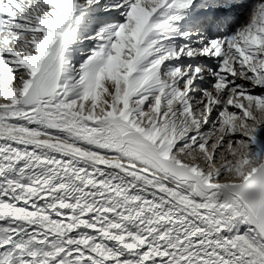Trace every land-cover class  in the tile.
<instances>
[{
	"label": "snow or ice",
	"instance_id": "snow-or-ice-1",
	"mask_svg": "<svg viewBox=\"0 0 264 264\" xmlns=\"http://www.w3.org/2000/svg\"><path fill=\"white\" fill-rule=\"evenodd\" d=\"M0 264H264V0H0Z\"/></svg>",
	"mask_w": 264,
	"mask_h": 264
}]
</instances>
